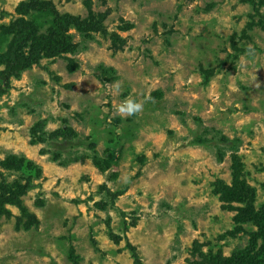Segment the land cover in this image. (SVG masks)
I'll list each match as a JSON object with an SVG mask.
<instances>
[{
  "label": "rangeland",
  "instance_id": "1",
  "mask_svg": "<svg viewBox=\"0 0 264 264\" xmlns=\"http://www.w3.org/2000/svg\"><path fill=\"white\" fill-rule=\"evenodd\" d=\"M44 5L71 45L2 85L0 264H264V0H0V71Z\"/></svg>",
  "mask_w": 264,
  "mask_h": 264
},
{
  "label": "trees",
  "instance_id": "2",
  "mask_svg": "<svg viewBox=\"0 0 264 264\" xmlns=\"http://www.w3.org/2000/svg\"><path fill=\"white\" fill-rule=\"evenodd\" d=\"M42 9L49 10L52 14L53 21L57 28L56 35L49 40L43 37L45 34L40 33L36 35L30 23L25 21L16 22L12 30L13 46H11L7 52V65L4 71H0V95L4 93L2 85L7 88L11 77L18 78L22 71L38 63L45 52H65L70 48L71 38L67 32L69 21L62 18L59 13L49 5H44ZM235 197L242 199L245 197V193L238 190L235 192ZM253 255L254 258L258 256L257 254ZM262 259L260 261H262ZM258 263L261 262L258 261Z\"/></svg>",
  "mask_w": 264,
  "mask_h": 264
}]
</instances>
